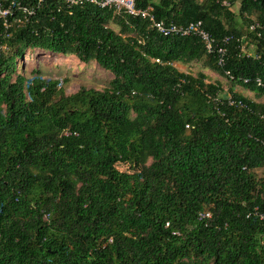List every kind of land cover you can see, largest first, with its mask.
I'll list each match as a JSON object with an SVG mask.
<instances>
[{
	"label": "trees",
	"instance_id": "trees-1",
	"mask_svg": "<svg viewBox=\"0 0 264 264\" xmlns=\"http://www.w3.org/2000/svg\"><path fill=\"white\" fill-rule=\"evenodd\" d=\"M134 2L164 23L199 21L217 45L230 37L223 66L197 38L161 37L139 18L0 0V264H264V222L251 215L264 213V33L247 30L264 25V0ZM32 50L112 79L65 95L17 73ZM205 71L244 108L211 102L223 88Z\"/></svg>",
	"mask_w": 264,
	"mask_h": 264
},
{
	"label": "built area",
	"instance_id": "built-area-1",
	"mask_svg": "<svg viewBox=\"0 0 264 264\" xmlns=\"http://www.w3.org/2000/svg\"><path fill=\"white\" fill-rule=\"evenodd\" d=\"M45 0H37V6ZM67 3L70 5H81V4H90L96 6L100 9H108L113 11L115 14H124L133 18H139L142 21L146 22L148 27L152 29L156 34L161 37H195L202 44L205 52L210 54L215 53L216 63L219 67H222L224 64V58L226 56L227 45L231 40L230 37H223L220 40L219 45L215 43V40L202 29L201 23L199 21L188 23L187 25H176L172 22L164 23L163 21H158L154 18L152 14V8L147 6L143 9L136 8L134 0H67ZM226 5V3H222ZM7 14V11H0V17L4 18ZM248 32L254 33L259 37V33H264V25H261L257 22H252L247 27ZM251 47L246 48L243 43L238 47L239 53L243 56H251ZM158 63V60H154ZM224 77L229 81L233 80L232 76L228 72H224ZM247 81L244 80L243 83ZM60 81H58L59 86ZM254 84L258 87H264V83L256 78L254 79ZM208 99L217 104H224L228 107L243 109L244 104L240 100L234 99L226 90L222 89L221 93H216L214 96L209 97ZM185 128H189L188 125H185ZM64 136H67L69 133L63 131ZM251 215L256 217L261 222H264V213L260 212L256 207L251 211ZM248 217V216H246ZM210 218V214L207 212L198 213L197 220L204 221ZM168 226L165 223L164 227ZM176 233H172L175 235Z\"/></svg>",
	"mask_w": 264,
	"mask_h": 264
},
{
	"label": "rangeland",
	"instance_id": "rangeland-1",
	"mask_svg": "<svg viewBox=\"0 0 264 264\" xmlns=\"http://www.w3.org/2000/svg\"><path fill=\"white\" fill-rule=\"evenodd\" d=\"M235 10V8H232ZM182 72L196 74L199 72L197 67H186ZM33 72V73H32ZM17 73L25 78L39 76L43 80L60 81L58 87L65 95L75 93L80 87L92 90H102L107 87L112 79V75L99 68L94 62L82 63L74 57H64L38 50L26 52L18 65ZM211 82L218 81L222 88L228 92L229 83L223 77L205 71ZM234 90H240L247 98L258 100L251 92L235 86ZM116 168L120 172L135 173L139 170L138 166L127 164H117Z\"/></svg>",
	"mask_w": 264,
	"mask_h": 264
},
{
	"label": "crops",
	"instance_id": "crops-1",
	"mask_svg": "<svg viewBox=\"0 0 264 264\" xmlns=\"http://www.w3.org/2000/svg\"><path fill=\"white\" fill-rule=\"evenodd\" d=\"M174 67H176V69L178 70V71H180V72H182L183 70H181V68L182 69H185L186 68V66H184V65H180V64H174ZM237 94H240V95H242V96H245V95H243L242 94V92L240 91V90H234ZM246 97V96H245Z\"/></svg>",
	"mask_w": 264,
	"mask_h": 264
}]
</instances>
